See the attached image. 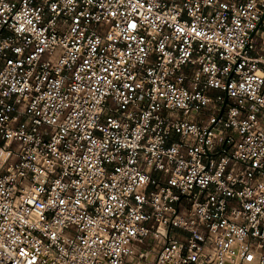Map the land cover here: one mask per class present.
<instances>
[{
    "label": "built area",
    "instance_id": "2783aa9c",
    "mask_svg": "<svg viewBox=\"0 0 264 264\" xmlns=\"http://www.w3.org/2000/svg\"><path fill=\"white\" fill-rule=\"evenodd\" d=\"M263 10L0 0V264H264Z\"/></svg>",
    "mask_w": 264,
    "mask_h": 264
},
{
    "label": "water",
    "instance_id": "95a60500",
    "mask_svg": "<svg viewBox=\"0 0 264 264\" xmlns=\"http://www.w3.org/2000/svg\"><path fill=\"white\" fill-rule=\"evenodd\" d=\"M264 16V10H263V13H262V15H261V18ZM260 24V22L258 23V25ZM258 27V26H257ZM226 101H227V96H226V94H224V99H223V102H222V105H221V108H220V111H219V113H218V118L221 116V113H222V111H223V108H224V106H225V104H226Z\"/></svg>",
    "mask_w": 264,
    "mask_h": 264
},
{
    "label": "bare ground",
    "instance_id": "6f19581e",
    "mask_svg": "<svg viewBox=\"0 0 264 264\" xmlns=\"http://www.w3.org/2000/svg\"><path fill=\"white\" fill-rule=\"evenodd\" d=\"M3 156H4V155H2V154L0 153V158L3 157Z\"/></svg>",
    "mask_w": 264,
    "mask_h": 264
}]
</instances>
